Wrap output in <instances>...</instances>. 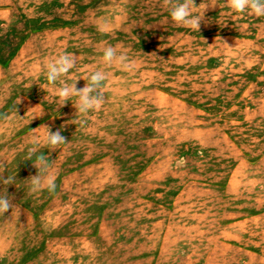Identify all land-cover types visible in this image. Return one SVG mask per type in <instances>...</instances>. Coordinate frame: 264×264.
Wrapping results in <instances>:
<instances>
[{"label":"rangeland","instance_id":"obj_1","mask_svg":"<svg viewBox=\"0 0 264 264\" xmlns=\"http://www.w3.org/2000/svg\"><path fill=\"white\" fill-rule=\"evenodd\" d=\"M194 3L199 32L163 0H0V264H264V16ZM64 52V82L107 75L86 116L46 80Z\"/></svg>","mask_w":264,"mask_h":264},{"label":"clouds","instance_id":"obj_2","mask_svg":"<svg viewBox=\"0 0 264 264\" xmlns=\"http://www.w3.org/2000/svg\"><path fill=\"white\" fill-rule=\"evenodd\" d=\"M228 7L235 13L252 14L257 17L264 16V0H226ZM163 4L168 8L172 21L179 25L188 26L199 32L200 23L203 13L196 14L192 11L196 7L194 0H163ZM103 62L111 66L113 63L127 66L128 57L125 53L117 52L113 46H107L103 49ZM76 60L74 54L64 52L50 60L46 65V80L51 85L60 86L56 88V94L62 101L61 106L66 101H70L75 97L74 108L81 116H86L89 111L97 110L104 103L103 94L98 91L103 82L106 81L107 75L104 71L96 70L89 74L86 78L87 82L82 88L77 87L78 79H74L71 83L64 82L61 78L69 74L75 67ZM80 123H83L81 120ZM47 133L43 143L49 150H55L58 146L66 144L68 141L61 135L60 129L51 131L49 127L44 126ZM33 157L35 159L33 160ZM33 161V166L37 169V174L29 177L28 191L29 194H38L43 191L55 193L56 182L55 176L48 174L50 163L48 156L38 153L37 149H33L28 156ZM2 174V173H0ZM14 176L4 178L0 175V183L5 185L13 184ZM16 205L5 194H0V216H3L9 209H13Z\"/></svg>","mask_w":264,"mask_h":264}]
</instances>
